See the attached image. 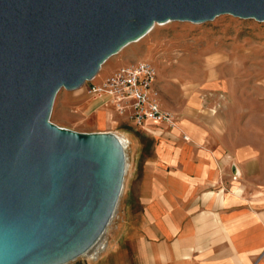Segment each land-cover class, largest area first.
I'll list each match as a JSON object with an SVG mask.
<instances>
[{
    "label": "water",
    "instance_id": "1",
    "mask_svg": "<svg viewBox=\"0 0 264 264\" xmlns=\"http://www.w3.org/2000/svg\"><path fill=\"white\" fill-rule=\"evenodd\" d=\"M264 22V0H0V264H68L102 240L126 154L50 121L56 95L169 21Z\"/></svg>",
    "mask_w": 264,
    "mask_h": 264
},
{
    "label": "crops",
    "instance_id": "2",
    "mask_svg": "<svg viewBox=\"0 0 264 264\" xmlns=\"http://www.w3.org/2000/svg\"><path fill=\"white\" fill-rule=\"evenodd\" d=\"M194 87H183L186 108L162 99V109L180 117L177 129H138L122 117L154 141H132L135 155L140 146L147 152L132 157L105 251L68 264H264V162L216 124L191 120Z\"/></svg>",
    "mask_w": 264,
    "mask_h": 264
},
{
    "label": "rangeland",
    "instance_id": "3",
    "mask_svg": "<svg viewBox=\"0 0 264 264\" xmlns=\"http://www.w3.org/2000/svg\"><path fill=\"white\" fill-rule=\"evenodd\" d=\"M140 60L149 61L156 69L154 89L161 106L163 99L173 108H180L179 103L186 108L189 99L183 95V87L194 85L198 98L191 105L196 111L191 120L216 124L230 144L251 145L264 162V22L225 14L199 24L169 21L156 25L140 41L108 59L92 82L99 83L115 70ZM211 60L215 63L207 68ZM88 83L73 91L61 89L50 121L81 133L124 135L130 141L125 154L131 163L133 156L147 152V146H140L135 155L132 141L154 139L129 126L106 99L87 96ZM185 93L191 92L186 88ZM101 110L106 112L102 125L98 122Z\"/></svg>",
    "mask_w": 264,
    "mask_h": 264
},
{
    "label": "built area",
    "instance_id": "4",
    "mask_svg": "<svg viewBox=\"0 0 264 264\" xmlns=\"http://www.w3.org/2000/svg\"><path fill=\"white\" fill-rule=\"evenodd\" d=\"M156 78L155 67L149 61L140 60L115 70L99 83L94 84L93 79L86 85V94L93 99H106L115 113L126 118L135 128L145 129L147 124H158L177 129V117L162 109L154 89ZM182 138L189 139L185 135ZM102 243L98 254L97 246L85 254L89 255L88 259L99 258L106 249V244Z\"/></svg>",
    "mask_w": 264,
    "mask_h": 264
},
{
    "label": "bare ground",
    "instance_id": "5",
    "mask_svg": "<svg viewBox=\"0 0 264 264\" xmlns=\"http://www.w3.org/2000/svg\"><path fill=\"white\" fill-rule=\"evenodd\" d=\"M156 25H158V24H156ZM155 25V26H156ZM155 26L153 27V29L150 31V32H152L153 30H154V28H155ZM149 32V33H150ZM148 33V34H149ZM147 34V35H148ZM213 63H215L213 60H211V61H208L207 62V64H206V66H207V68H210V66L213 64ZM102 68V67H101ZM99 73V72H98ZM98 75V74H97ZM97 75L95 76V78L97 77ZM94 78V79H95ZM105 114L106 113H102V112H99V116H98V122H100L101 123V125L104 123V116H105ZM112 134H114L116 137H118V139L120 140V142H121V145H122V147H123V149L125 150L126 148H127V144L129 145V143H130V141L124 136V135H121V134H118V133H116V132H114V133H112ZM132 167V166H131ZM129 169H130V163L128 162V160L126 159V172H125V175L128 173V171H129ZM123 187H124V184H123ZM119 216V215H118ZM113 224V223H112ZM102 247H103V243L102 242H100V244L97 246V253L96 254H98L99 252H100V250L102 249ZM95 251V250H94ZM95 255V254H94ZM85 259H88V257H89V255H85V256H83ZM79 261V260H78Z\"/></svg>",
    "mask_w": 264,
    "mask_h": 264
}]
</instances>
